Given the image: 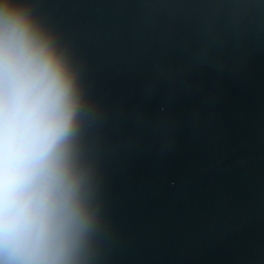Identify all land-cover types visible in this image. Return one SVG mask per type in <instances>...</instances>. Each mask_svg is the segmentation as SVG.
Masks as SVG:
<instances>
[{
  "label": "water",
  "instance_id": "1",
  "mask_svg": "<svg viewBox=\"0 0 264 264\" xmlns=\"http://www.w3.org/2000/svg\"><path fill=\"white\" fill-rule=\"evenodd\" d=\"M79 74L90 264H264V0H13Z\"/></svg>",
  "mask_w": 264,
  "mask_h": 264
},
{
  "label": "clouds",
  "instance_id": "2",
  "mask_svg": "<svg viewBox=\"0 0 264 264\" xmlns=\"http://www.w3.org/2000/svg\"><path fill=\"white\" fill-rule=\"evenodd\" d=\"M77 69L0 0V264H90L96 209Z\"/></svg>",
  "mask_w": 264,
  "mask_h": 264
}]
</instances>
